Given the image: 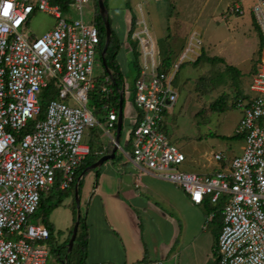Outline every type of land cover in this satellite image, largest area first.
Here are the masks:
<instances>
[{
    "label": "built area",
    "instance_id": "obj_1",
    "mask_svg": "<svg viewBox=\"0 0 264 264\" xmlns=\"http://www.w3.org/2000/svg\"><path fill=\"white\" fill-rule=\"evenodd\" d=\"M91 1L72 0L64 8L59 0H0V264H48L51 232L32 219L43 194L57 180L61 189L72 187L79 166L91 154L83 141L88 127L103 124L115 143L119 111L105 105L109 112L101 123L89 105L100 46L94 15L90 21L84 18V6ZM251 8L264 34V0H253ZM36 11L56 19L40 36L27 31ZM227 11L243 14L245 9L235 3ZM143 32L147 38L142 32L133 34L142 43L143 62L135 82L140 119L128 139L133 160L178 184L194 204L207 199L223 203L219 264H264V46L249 89L235 102L242 109L236 134L244 139L243 151L233 158L216 153L220 168L200 175L180 169L187 156L164 129L166 111L178 100L173 84L180 64L163 70L153 38L147 29ZM202 44L200 34L192 33L181 61L190 52L199 55L196 49ZM111 79L106 75L108 85L99 84L107 95ZM47 90L55 96L40 117ZM127 93L124 83L121 97ZM213 216L211 212L206 226Z\"/></svg>",
    "mask_w": 264,
    "mask_h": 264
},
{
    "label": "rangeland",
    "instance_id": "obj_2",
    "mask_svg": "<svg viewBox=\"0 0 264 264\" xmlns=\"http://www.w3.org/2000/svg\"><path fill=\"white\" fill-rule=\"evenodd\" d=\"M235 3H240L245 9L243 14L227 11L228 6ZM252 3L253 0H130L129 3L127 0H107L108 18L114 38L120 43L117 62L125 75L128 91L125 98L128 110L124 113L120 149L116 153V158L127 156V151L132 152L131 142L127 143L126 140L132 126L140 119L141 113L135 103V82L140 76L143 62L141 55L136 61L133 52L136 46L139 51L142 50V43L140 39L128 37L134 15L137 17L134 33L142 32L140 36L147 38L143 32L147 29L159 51L157 57L159 56L161 61L166 60L169 67L180 64L173 84V88L178 92V100L174 106L167 109L164 119V129L169 139L187 156L180 169L206 175L220 168L221 164L215 158L216 153L221 152L227 158L242 153L244 139L236 137L238 136L236 127L242 116V109L237 107L235 102L238 96L249 89L254 68L262 54L259 51L260 36L255 28ZM95 5L96 1L93 0L84 6L86 21L93 19ZM73 15L74 18L79 17L76 13ZM55 21L54 16L36 11L29 18L27 31L40 36L50 30ZM194 32H198L203 40L202 47L196 49L198 53L205 51L206 55L223 57L226 63H211L202 59L195 64L194 61L200 54L193 52L181 61V56L189 46L190 37ZM226 64L235 66L241 74L233 75L226 70ZM106 70L98 53L93 71L96 87L90 90V106L93 104L92 95L97 92L100 82L108 85L104 81ZM223 93L229 95L228 107L225 111L212 110L211 104ZM41 103L47 107L48 100L45 101L43 97ZM91 108L95 110L96 107ZM104 117V115L98 117L101 123L106 122L100 120ZM99 128L100 125L88 127L83 141L90 145H106L108 137ZM92 170L96 172V169ZM90 171L91 169L85 171L83 176L88 175ZM87 180V177L82 178L79 202L71 193L70 197L47 216V220L54 224L55 228L47 244L51 249L48 264H64L65 260L68 264H78L81 256L78 240L72 250L62 246L73 230L74 218L79 214L86 216L88 202L83 201L81 204L80 195ZM199 209L201 212L206 210L203 206H199ZM37 212L40 215L36 213L32 219L44 222V211ZM206 219L207 216L204 218V224ZM218 231L216 222H210L203 228L195 227V236L192 237L191 244L195 240L198 243L205 235L209 240L202 250L203 259L208 255L207 264L214 260V245ZM59 248L60 251H54ZM194 249L196 246L188 248V251L192 252L188 257L190 262L197 255Z\"/></svg>",
    "mask_w": 264,
    "mask_h": 264
},
{
    "label": "crops",
    "instance_id": "obj_3",
    "mask_svg": "<svg viewBox=\"0 0 264 264\" xmlns=\"http://www.w3.org/2000/svg\"><path fill=\"white\" fill-rule=\"evenodd\" d=\"M102 125L99 129L107 135L104 146H108L111 138ZM128 139L129 135L127 143ZM126 155L82 176L88 178L80 195L81 204L88 202L85 264H152L157 260L165 264H207L208 255L202 257L209 241L206 235L191 244L195 227L205 225L206 210L199 209L205 204L192 203L178 184L141 169L131 152ZM71 193L76 197V191L71 190L66 198ZM192 246H196L197 255L190 262L192 252L188 248Z\"/></svg>",
    "mask_w": 264,
    "mask_h": 264
},
{
    "label": "trees",
    "instance_id": "obj_4",
    "mask_svg": "<svg viewBox=\"0 0 264 264\" xmlns=\"http://www.w3.org/2000/svg\"><path fill=\"white\" fill-rule=\"evenodd\" d=\"M59 1H60V3H62L64 5V8H66L67 3L72 1V0H59ZM95 1H96V5H95V13H94V24L98 27L99 35H100V46H99L98 53H99V56H100L102 62H103V56L105 57L107 67H108L107 68L103 62L104 66L107 69L106 75H108L109 73L112 74L111 83L109 85L112 92L109 95H107L105 92L102 91V89L100 88V85H99L98 90H96L97 92H95L91 98L92 103H93L91 105V107H96L94 110V113L97 115V117L104 115L105 117L100 119L101 121H103V120H105L106 115L109 112V110L105 109V105H108L109 109L115 108L119 111L120 101L122 100V102H123L122 105H123V109H124L125 104H126V100L124 97H121V90L124 87V83L126 82V78H125L124 73L121 70L120 64L117 62V54L119 51L120 43H119L118 39L114 38L113 31H112V35L110 38L108 48H107L106 52L103 54V49H104V46L106 43L107 32H106V28H105L104 19L99 12L98 0H95ZM129 1L130 0H127L128 3H129ZM105 4L107 5V0H105ZM136 18L137 17L135 15L132 17V26H131L132 28H130L129 33H128V37L131 39H132L133 33L135 31V29H133V28H134V23L136 22ZM254 23H255V28L258 31L259 36H260V49H259V51L261 53L263 46H264V34H263L259 24L257 23L256 19L254 20ZM133 55H134V58L136 61L139 60L141 53H140L137 46L134 48ZM202 59L206 60L208 62H211V63H215V62L226 63V60L223 57L209 56V55H206L205 51L201 52V54L197 57V59L194 61V63L197 64L200 61H202ZM161 68L163 70H167L170 68L166 60L162 61ZM255 69H256V67L254 68V70ZM226 70L231 72L233 75H235V74L240 75L241 74L235 66H232L229 64H226ZM233 78L236 79L235 76H233ZM54 96H55L54 93H52L50 90H47L44 94V100L45 101L50 100ZM228 103H229V95L227 93H223L216 100H214V102L211 104V108L214 111H225L226 108L228 107ZM44 107H45V105L43 104V111H42V114L40 117H43L45 114L46 107L45 108ZM122 130H123V125L121 128V135H122ZM236 137H239V136H236ZM90 147H91V154L89 156H87L86 159L79 166L78 171H77V177H76V180H75L74 184L72 185V187L70 189H61L59 186V180H57V182L55 183L53 188L48 193H45L42 196L41 204H40L38 211H40V210L44 211V220H45L44 224L49 228V230L51 232V236L53 235L55 228H54L53 224L47 220V216L56 207L60 206L63 203L64 199L69 195V191H71V190L76 191L77 185H78V193H81L82 178L81 179H79V178L82 177L83 174H85L84 173L85 171L90 170L89 167L102 156L101 154H99V151H102L105 146L100 144L98 147H96V145L93 144V145H90ZM113 147H114V143L111 142L107 146L106 153L111 152ZM96 170H97V168H96ZM98 176L99 175H97V179H98ZM222 206H223L222 202H219L216 205L211 204L208 201V199L205 202L206 216L208 217L211 212L212 213L214 212V216L212 217L210 222H216L218 225V229H219V231L216 235V241H215V245H214V254H213L214 260L212 262L210 261L211 263L209 262V264H219L218 239H219V235L221 233L222 224H223ZM36 213H37V215H40V214H38V212H36ZM77 220L79 221V228H78V235H77L75 242L78 240V246H79L80 255H81L79 260H78V264H85L86 258L88 256L89 227H88L86 216L83 217L80 214L79 219H78V217H75L74 218V225H75ZM73 228H74V226H73ZM72 232H73V230H71L68 240L62 246L68 250H69L68 243H69V240L72 236ZM75 242H74L73 246L75 245ZM72 249H73V247H72ZM54 251H60V248L57 250H54ZM64 264H68V261L65 260Z\"/></svg>",
    "mask_w": 264,
    "mask_h": 264
},
{
    "label": "water",
    "instance_id": "obj_5",
    "mask_svg": "<svg viewBox=\"0 0 264 264\" xmlns=\"http://www.w3.org/2000/svg\"><path fill=\"white\" fill-rule=\"evenodd\" d=\"M98 6H99V11H100V14L102 15L103 19H104V22H105V25H106V43H105V46H104V49H103V54L106 52L107 48H108V45H109V42H110V38H111V35H112V28H111V23L109 21V18H108V10H107V7H106V4H105V0H98ZM103 62L104 64L106 65L107 67V63H106V60H105V57L103 56ZM108 68V67H107ZM110 75H112L111 73H109ZM122 100L120 101V107H119V119H118V128H117V131H116V138H115V143H114V147L112 148V151L109 152V153H105L103 154L96 162H94L90 167L89 169H96L100 166H102L105 162H107L108 160H111V159H114L116 157V152L120 149V136H121V128H122V125H123V105H122ZM78 185L76 187V199L80 200V197L78 198ZM80 217V214L78 215V219ZM78 228H79V221L77 220L75 225H74V228H73V232H72V236L69 240V250L72 249L73 247V244L77 238V235H78Z\"/></svg>",
    "mask_w": 264,
    "mask_h": 264
}]
</instances>
